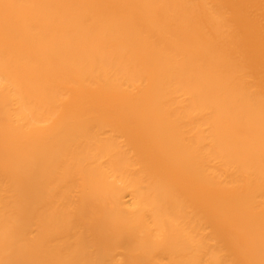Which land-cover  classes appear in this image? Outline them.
<instances>
[{
  "label": "bare ground",
  "instance_id": "bare-ground-1",
  "mask_svg": "<svg viewBox=\"0 0 264 264\" xmlns=\"http://www.w3.org/2000/svg\"><path fill=\"white\" fill-rule=\"evenodd\" d=\"M0 264H264V0H0Z\"/></svg>",
  "mask_w": 264,
  "mask_h": 264
}]
</instances>
